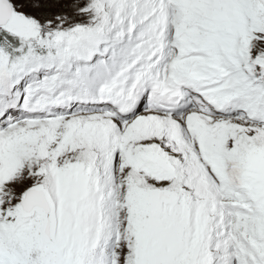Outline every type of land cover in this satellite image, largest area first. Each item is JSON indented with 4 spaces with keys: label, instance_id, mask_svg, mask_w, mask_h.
Masks as SVG:
<instances>
[{
    "label": "snow or ice",
    "instance_id": "6c2138e0",
    "mask_svg": "<svg viewBox=\"0 0 264 264\" xmlns=\"http://www.w3.org/2000/svg\"><path fill=\"white\" fill-rule=\"evenodd\" d=\"M0 264H264V0H0Z\"/></svg>",
    "mask_w": 264,
    "mask_h": 264
}]
</instances>
